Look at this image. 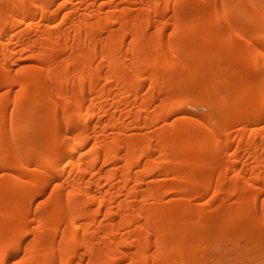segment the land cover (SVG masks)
I'll return each mask as SVG.
<instances>
[{
  "label": "bare ground",
  "instance_id": "1",
  "mask_svg": "<svg viewBox=\"0 0 264 264\" xmlns=\"http://www.w3.org/2000/svg\"><path fill=\"white\" fill-rule=\"evenodd\" d=\"M223 260L264 264V0H0V264Z\"/></svg>",
  "mask_w": 264,
  "mask_h": 264
},
{
  "label": "rangeland",
  "instance_id": "2",
  "mask_svg": "<svg viewBox=\"0 0 264 264\" xmlns=\"http://www.w3.org/2000/svg\"><path fill=\"white\" fill-rule=\"evenodd\" d=\"M251 51V54L255 57V52L253 49L250 50ZM196 102V101H195ZM195 102H192V103H187L186 106H185V110L187 112H191V111H196V112H204L205 111V107L202 106L201 104L199 103H195ZM165 112V109H162L161 110V114H163ZM220 146V144L217 145V148ZM218 250H215V252L213 253V257L215 258H218ZM221 264H230V261L229 260H223L222 262H220ZM232 264V263H231Z\"/></svg>",
  "mask_w": 264,
  "mask_h": 264
}]
</instances>
